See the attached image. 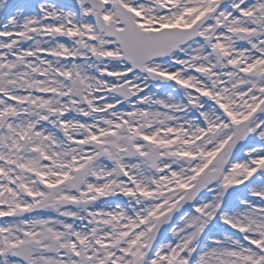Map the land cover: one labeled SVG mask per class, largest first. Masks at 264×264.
<instances>
[{"label": "snow or ice", "instance_id": "obj_1", "mask_svg": "<svg viewBox=\"0 0 264 264\" xmlns=\"http://www.w3.org/2000/svg\"><path fill=\"white\" fill-rule=\"evenodd\" d=\"M0 264H264V0H0Z\"/></svg>", "mask_w": 264, "mask_h": 264}, {"label": "rangeland", "instance_id": "obj_2", "mask_svg": "<svg viewBox=\"0 0 264 264\" xmlns=\"http://www.w3.org/2000/svg\"><path fill=\"white\" fill-rule=\"evenodd\" d=\"M35 2H37V0H32V3H35ZM23 5V4H22Z\"/></svg>", "mask_w": 264, "mask_h": 264}]
</instances>
